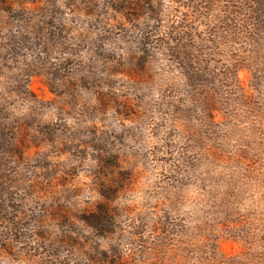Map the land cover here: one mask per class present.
I'll list each match as a JSON object with an SVG mask.
<instances>
[{"label":"rangeland","instance_id":"obj_1","mask_svg":"<svg viewBox=\"0 0 264 264\" xmlns=\"http://www.w3.org/2000/svg\"><path fill=\"white\" fill-rule=\"evenodd\" d=\"M0 264H264V0H0Z\"/></svg>","mask_w":264,"mask_h":264}]
</instances>
